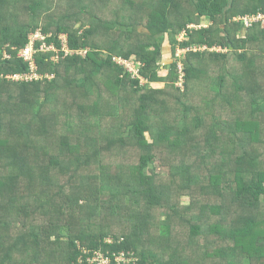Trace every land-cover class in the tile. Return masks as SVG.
Listing matches in <instances>:
<instances>
[{
    "label": "trees",
    "instance_id": "obj_1",
    "mask_svg": "<svg viewBox=\"0 0 264 264\" xmlns=\"http://www.w3.org/2000/svg\"><path fill=\"white\" fill-rule=\"evenodd\" d=\"M259 13L264 0H0V264H264V23L239 38L234 20ZM38 32L60 51L17 81ZM165 36L185 53L163 75Z\"/></svg>",
    "mask_w": 264,
    "mask_h": 264
},
{
    "label": "rangeland",
    "instance_id": "obj_2",
    "mask_svg": "<svg viewBox=\"0 0 264 264\" xmlns=\"http://www.w3.org/2000/svg\"><path fill=\"white\" fill-rule=\"evenodd\" d=\"M209 23L207 22V21H203V22H201V24L199 25V26H197V25H192V26H190V28H193V29H199V28H205V26H207ZM82 26V24H78L77 25V28H79V27H81ZM147 31V30H146ZM244 33H245V29L244 28H242L241 29V31H240V35L241 36H244ZM67 36V37H66ZM185 39H187L186 38V36L185 35H180L179 36V41H184ZM45 40H46V37L45 36H43V35H41V34H38V35H34L33 36V41L35 42V44H33V42L26 48V49H23L21 52H20V54L21 55H24L23 53H25V50H29L30 51V53L31 54H29V58L34 62V60H35V54H36V52L37 51H39L40 49L41 50H45V51H49V50H54V51H56V53H59V49L58 48H56V47H53V46H49L48 45V43L47 42H45ZM61 40H62V42H63V46H64V49L67 51V53H70V52H72V49L69 47V41H68V35H66V34H64V35H61ZM158 41H159V44H160V46H161V48H162V51H163V53H164V58H163V60H162V65H163V68H162V74L164 75V74H168L169 73V71H170V67H171V63H173V62H177V59H181V57H183V55H184V51H185V49H183V48H179V46L178 45H176L175 46V48L170 44V42H169V40H168V38H167V36H165V38L164 39H162L161 37H158ZM37 42H44L43 44H42V47L41 48H36V43ZM68 43V46H67V48H66V46H65V43ZM221 51H223V52H226V53H229V51L228 50H226L225 48H222L221 49ZM31 55H34V57H32ZM53 60H56V61H58L59 60V56H58V54H56L55 56H53V58H52ZM181 61V60H180ZM178 62V67L180 68L179 69V71H180V75H181V69H182V67H183V64L181 63V62ZM135 69H136V71L137 72H139V67L137 66V67H135ZM32 74H36V71H34ZM32 74H30V75H28L29 77L30 76H32ZM47 76H50L51 77V75H47ZM15 80H17V81H23L22 79H15ZM183 81V80H182ZM146 83H148V80H146L145 78H142V84H146ZM178 85H182V83L180 84V82L179 83H177ZM154 85H156V86H163V85H165V83H154ZM183 202L184 203H190V197H185L184 199H183ZM193 232L194 233H198L199 232V227H194L193 228ZM63 234H64V237H68L69 235H70V230H69V228H64V230H63Z\"/></svg>",
    "mask_w": 264,
    "mask_h": 264
},
{
    "label": "built area",
    "instance_id": "obj_3",
    "mask_svg": "<svg viewBox=\"0 0 264 264\" xmlns=\"http://www.w3.org/2000/svg\"><path fill=\"white\" fill-rule=\"evenodd\" d=\"M236 22H241L244 26V29H247L249 27L252 26L253 23H257V22H262L264 23V14L262 13H259V14H252V15H245V16H242V17H239L237 19H235ZM38 34H41L43 36H45L42 32H38L37 34H34V35H38ZM33 35V36H34ZM33 36H32V42L33 44H35V42L33 41ZM46 37V36H45ZM67 37V36H66ZM36 46V45H35ZM65 46L67 48L68 46V43L66 42L65 43ZM24 55H22L23 57L26 58V60L30 61L31 62V66H32V72L31 74L36 71V74H32V76H28V75H21V76H17L15 77V79H24L27 77V79L29 78H32V77H38L39 74L37 73V65H36V61L34 60V62L28 57L30 53L29 50H25V53H23ZM32 57H34V55H31ZM127 67L131 70V71H134L135 72V76H138L139 75V72L136 71L135 67H137V64L135 63H131V62H125ZM30 75V74H29ZM182 80H183V74H181L180 76V84L182 83ZM111 260L112 259H109L107 258L104 254L102 253H98L95 258L93 259V263L95 264H111ZM119 261L121 262H127V258L124 256H121V258H119Z\"/></svg>",
    "mask_w": 264,
    "mask_h": 264
},
{
    "label": "crops",
    "instance_id": "obj_4",
    "mask_svg": "<svg viewBox=\"0 0 264 264\" xmlns=\"http://www.w3.org/2000/svg\"><path fill=\"white\" fill-rule=\"evenodd\" d=\"M235 19H237V17H235L234 20H235ZM204 20L207 21V22L209 23L207 26H205V28H208V27L212 24V22L209 21L208 18H202L201 22H203ZM241 29H242V27H240V30L237 32L239 38H242V37H243V36L240 35V31H241ZM245 33H246V30H245ZM245 33H244V35H245Z\"/></svg>",
    "mask_w": 264,
    "mask_h": 264
}]
</instances>
